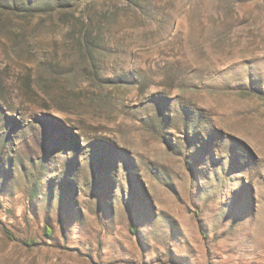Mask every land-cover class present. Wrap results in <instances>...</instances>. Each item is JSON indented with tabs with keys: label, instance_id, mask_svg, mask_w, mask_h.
I'll return each instance as SVG.
<instances>
[{
	"label": "rangeland",
	"instance_id": "1",
	"mask_svg": "<svg viewBox=\"0 0 264 264\" xmlns=\"http://www.w3.org/2000/svg\"><path fill=\"white\" fill-rule=\"evenodd\" d=\"M0 264H264V0H0Z\"/></svg>",
	"mask_w": 264,
	"mask_h": 264
},
{
	"label": "trees",
	"instance_id": "2",
	"mask_svg": "<svg viewBox=\"0 0 264 264\" xmlns=\"http://www.w3.org/2000/svg\"><path fill=\"white\" fill-rule=\"evenodd\" d=\"M27 243L31 244V243H33V242H27Z\"/></svg>",
	"mask_w": 264,
	"mask_h": 264
}]
</instances>
